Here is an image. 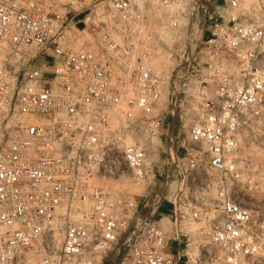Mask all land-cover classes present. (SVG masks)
Instances as JSON below:
<instances>
[{"label": "built area", "instance_id": "1", "mask_svg": "<svg viewBox=\"0 0 264 264\" xmlns=\"http://www.w3.org/2000/svg\"><path fill=\"white\" fill-rule=\"evenodd\" d=\"M72 26L92 39L72 47ZM167 103L189 121L185 156L163 172L138 142L120 153L135 182L152 173L137 216L107 188L109 116L122 107L120 129L143 138ZM263 111L264 23L237 0H0V264H264L240 137ZM163 175L175 186L155 189Z\"/></svg>", "mask_w": 264, "mask_h": 264}, {"label": "rangeland", "instance_id": "2", "mask_svg": "<svg viewBox=\"0 0 264 264\" xmlns=\"http://www.w3.org/2000/svg\"><path fill=\"white\" fill-rule=\"evenodd\" d=\"M58 1L62 4L72 3L73 7L77 10L79 9V6L81 5L82 2L83 4H90L94 2V0H77V1L58 0ZM201 1H202V7H205L206 10H210L212 0H204V1L201 0ZM238 9H239V13L246 16L248 20L256 21V22L258 21V23H261V22L264 23V0H255L249 3V5L247 4L243 5L241 1L238 0ZM80 29H81L80 26H75V27L72 26L66 29V36L68 38L69 44L72 47H77L82 41H85V40L90 41L92 39L89 31L80 32L78 31ZM161 54L165 58L167 57L166 53L164 54L161 53ZM206 93H208V91H206ZM181 107L183 106L175 107V106L169 105V103L164 105L163 108L166 109L168 117L163 121V123L161 124V127L158 129L156 133L149 134L147 136H144L143 138H141V135L140 136L134 135L128 129H124V130L120 129V127L122 126V123L117 121V119L120 116L119 110H121L122 107L110 113L108 128L106 129L105 133L108 134L111 142H113L112 146L110 147L113 152V158L120 165H119V172H118L119 180L113 184H110V186H107V188L117 187L120 194H122L123 196L129 199H133L139 205V209H140V204L143 203L144 197H146L148 193L150 192V187H151L150 182L152 183L153 181L151 180L152 173L148 171L147 181L143 183L135 182L131 178L129 171H127L125 166H123V164L121 163L120 153L126 146H129L127 142L128 140L130 141L132 140L133 144L134 142L135 143L140 142L142 147L146 149V152L148 154V159L150 158L149 163L151 167L154 165L157 167L159 165H162L160 166L161 171L167 172L171 161L173 162V164L177 163L179 159L185 156V150L186 148H188L187 140H188V129H189L190 124L185 118L182 117ZM134 115L137 116L138 112L134 111ZM125 123L127 124V121H125ZM240 137L243 143L242 148L250 149V151H252V153L249 151L251 153L250 156L253 158L254 165L256 166V173H255V179H254L256 184L253 187V190L251 191V195L256 201L255 203L256 208L264 211V184H263L264 183L263 182L264 181V173H263L264 172L263 170L264 161L259 160L258 159L259 156L253 155V154H257L258 152L260 155L264 153V111L258 118H256L253 121L252 125L249 126V128L241 132ZM143 139L144 140L147 139L149 141L147 140L144 141ZM125 140H126L125 142L126 145L123 144ZM117 143H119V145ZM249 152L245 154L249 155L248 154ZM259 168H261L263 172L260 171ZM127 178L130 181L127 180ZM174 179L175 178L170 177L165 180V175L161 176L160 178H156L155 189L162 191L164 189H168L170 185L171 187H174L175 183H172ZM258 179L261 181L258 182ZM261 182L263 185L261 184ZM114 184H117V185H114ZM97 186H100V185H97ZM206 196L209 197L210 194L208 193L206 194ZM165 210L166 212H168L169 207H166ZM193 225L198 226L196 224H193ZM108 262L109 264H118L117 259L114 260V257L112 256L110 257Z\"/></svg>", "mask_w": 264, "mask_h": 264}, {"label": "bare ground", "instance_id": "3", "mask_svg": "<svg viewBox=\"0 0 264 264\" xmlns=\"http://www.w3.org/2000/svg\"><path fill=\"white\" fill-rule=\"evenodd\" d=\"M238 1V0H237ZM241 1V3L243 4V5H249V3H251V2H253V1H255V0H240ZM243 7V6H242ZM248 12V11H247ZM249 15V14H248ZM252 17V16H251ZM255 19H257V18H255ZM254 19V20H255ZM258 22V21H257ZM79 46V45H78ZM164 54V53H163ZM171 65V60L168 58V57H164L162 54H161V52H157L156 54H155V57H154V60L152 61V66H153V68L155 69V70H157V71H162V72H166L168 69H169V66ZM189 122V121H188ZM154 133H156V132H154ZM156 135H158V134H156ZM127 136H129V135H127ZM153 137V136H152ZM147 138V137H146ZM148 139V138H147ZM147 139H143L144 141H146ZM151 139H153V138H151ZM142 140V141H143ZM147 141H149V140H147ZM150 141H152V140H150ZM125 142H126V140L124 141V143L123 144H125ZM128 142V144L130 145V144H133V142H132V140L130 141V140H128L127 141ZM120 143H122V142H120ZM135 143V142H134ZM139 143V145L140 146H142L141 145V143L140 142H138ZM144 143V142H143ZM118 145H119V143H117ZM127 144V145H128ZM126 145V144H125ZM148 148V147H147ZM118 149V148H117ZM121 149V148H120ZM119 150V149H118ZM242 150V153L243 154H245V153H247V152H249L250 151V149H244V148H242L241 149ZM119 152V151H118ZM251 153H252V151H250ZM248 153L249 155L251 154V153ZM254 153H255V151H254ZM253 155H256V156H259L258 157V159L259 160H261V161H264V153L263 154H259V152L257 153V154H253ZM150 159V158H149ZM254 160H256V159H254ZM263 163V162H262ZM260 164V163H259ZM258 167V166H257ZM262 167H263V165H262ZM258 169V168H257ZM260 169V171H262L261 170V168H259ZM263 170H264V168H263ZM263 172V171H262ZM264 173V172H263ZM127 180H129L128 178H127ZM130 181V180H129ZM259 181H261V180H259L258 179V182ZM264 182V181H263ZM261 184H262V182H261ZM264 184V183H263ZM262 184V185H263ZM117 188V187H116ZM118 189V188H117Z\"/></svg>", "mask_w": 264, "mask_h": 264}, {"label": "crops", "instance_id": "4", "mask_svg": "<svg viewBox=\"0 0 264 264\" xmlns=\"http://www.w3.org/2000/svg\"><path fill=\"white\" fill-rule=\"evenodd\" d=\"M141 215H142V210H141V208L139 209V207H138L137 216H141Z\"/></svg>", "mask_w": 264, "mask_h": 264}]
</instances>
